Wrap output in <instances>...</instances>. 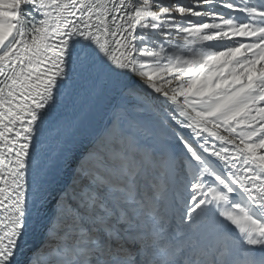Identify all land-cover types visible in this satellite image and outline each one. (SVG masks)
Returning a JSON list of instances; mask_svg holds the SVG:
<instances>
[{
    "label": "snow or ice",
    "instance_id": "snow-or-ice-1",
    "mask_svg": "<svg viewBox=\"0 0 264 264\" xmlns=\"http://www.w3.org/2000/svg\"><path fill=\"white\" fill-rule=\"evenodd\" d=\"M0 264H264V0H0Z\"/></svg>",
    "mask_w": 264,
    "mask_h": 264
},
{
    "label": "bare ground",
    "instance_id": "bare-ground-1",
    "mask_svg": "<svg viewBox=\"0 0 264 264\" xmlns=\"http://www.w3.org/2000/svg\"><path fill=\"white\" fill-rule=\"evenodd\" d=\"M253 3H258V0H252Z\"/></svg>",
    "mask_w": 264,
    "mask_h": 264
}]
</instances>
